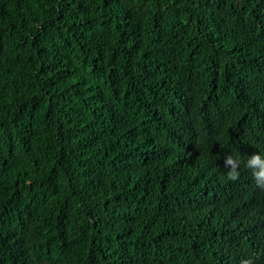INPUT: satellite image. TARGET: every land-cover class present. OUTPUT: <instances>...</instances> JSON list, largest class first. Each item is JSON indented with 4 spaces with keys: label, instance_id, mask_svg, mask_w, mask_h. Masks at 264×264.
<instances>
[{
    "label": "trees",
    "instance_id": "16d2710c",
    "mask_svg": "<svg viewBox=\"0 0 264 264\" xmlns=\"http://www.w3.org/2000/svg\"><path fill=\"white\" fill-rule=\"evenodd\" d=\"M260 149L264 0H0V264H264Z\"/></svg>",
    "mask_w": 264,
    "mask_h": 264
},
{
    "label": "clouds",
    "instance_id": "9594fccd",
    "mask_svg": "<svg viewBox=\"0 0 264 264\" xmlns=\"http://www.w3.org/2000/svg\"><path fill=\"white\" fill-rule=\"evenodd\" d=\"M241 165L250 173L257 187L264 188V149L247 156L246 160L241 159L235 154H228L224 157V169L229 180L235 181L239 178ZM242 264H250V260H244Z\"/></svg>",
    "mask_w": 264,
    "mask_h": 264
},
{
    "label": "bare ground",
    "instance_id": "6f19581e",
    "mask_svg": "<svg viewBox=\"0 0 264 264\" xmlns=\"http://www.w3.org/2000/svg\"><path fill=\"white\" fill-rule=\"evenodd\" d=\"M181 157V156H180ZM174 178V177H173ZM209 216V215H208ZM214 217V216H213ZM236 222V221H235Z\"/></svg>",
    "mask_w": 264,
    "mask_h": 264
}]
</instances>
